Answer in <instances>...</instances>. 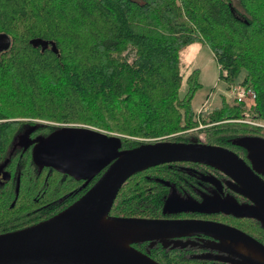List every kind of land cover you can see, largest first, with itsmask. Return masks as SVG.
I'll return each instance as SVG.
<instances>
[{
  "label": "trees",
  "instance_id": "16d2710c",
  "mask_svg": "<svg viewBox=\"0 0 264 264\" xmlns=\"http://www.w3.org/2000/svg\"><path fill=\"white\" fill-rule=\"evenodd\" d=\"M0 35L11 42L0 52V233L63 210L105 170L83 186L84 180L38 168L35 140L63 126L42 121L115 133L121 149L199 138L179 133L198 124L196 72L179 96V56L191 44L211 50L220 79L231 84L243 74L240 84L256 94L249 112L244 102L223 97L221 107L201 115L211 124L203 142L239 151L246 138L264 141V127L227 121L249 116L264 124V0H0ZM36 39L48 45L34 46ZM174 175L180 173L163 164L131 175L110 214L166 217L169 197L155 178ZM241 224L264 236L257 221ZM133 246L160 264H216L159 241Z\"/></svg>",
  "mask_w": 264,
  "mask_h": 264
},
{
  "label": "water",
  "instance_id": "95a60500",
  "mask_svg": "<svg viewBox=\"0 0 264 264\" xmlns=\"http://www.w3.org/2000/svg\"><path fill=\"white\" fill-rule=\"evenodd\" d=\"M31 43L42 49L48 45L39 39ZM10 46V39L0 35V52ZM243 144L260 148L249 155L251 166L230 149L197 140L160 139L121 149L117 135L85 126L63 125L35 140L31 153L33 163L40 169L50 167L76 180H84L83 186L105 170L81 197L63 210L35 224L0 233V264H160L133 244L159 241L166 246L167 240H173L174 246H185L186 242L178 239L196 234L211 237L214 249L220 252L199 258L231 264H264L262 243L220 222L110 214L121 186L131 175L165 163L195 162L229 176L234 181L233 189L253 203L229 205L220 211L235 217L254 218L264 228V180L256 172L264 171V141L246 138ZM202 209L194 201L176 197L165 202L169 213Z\"/></svg>",
  "mask_w": 264,
  "mask_h": 264
},
{
  "label": "flooded vegetation",
  "instance_id": "af4514ba",
  "mask_svg": "<svg viewBox=\"0 0 264 264\" xmlns=\"http://www.w3.org/2000/svg\"><path fill=\"white\" fill-rule=\"evenodd\" d=\"M196 140L197 142L205 143L200 137ZM247 146L244 144V148L234 152L251 166V157L249 155L257 152L260 148L255 145ZM163 165H167L169 169H173L174 172L180 173V175H174V177H170L167 180L163 178H155L165 186V195L169 198L176 197L182 200L194 201L203 208L196 212H168L167 216L163 218L202 219L220 222L245 232L264 245V236L253 232L250 228H244L245 225L241 224L242 221L247 222V220H254L260 224L258 220L247 217H235L232 214H226L220 211L221 208H229V205L245 206L253 204L251 199L233 189L232 185L234 181L229 176L208 165L195 162H171ZM256 172L264 180V171ZM191 197L195 198V200L190 199ZM226 202L229 204L223 206V203ZM178 240L181 241V243L186 242V245L174 246L173 240H167L166 246L162 245L164 248H183L193 257L197 258L207 253L211 255L220 254L218 250L214 249L215 245L211 237L196 234L188 237H181ZM154 243H151V245L153 246ZM215 262L216 264H231L230 262L223 261Z\"/></svg>",
  "mask_w": 264,
  "mask_h": 264
},
{
  "label": "rangeland",
  "instance_id": "374dc122",
  "mask_svg": "<svg viewBox=\"0 0 264 264\" xmlns=\"http://www.w3.org/2000/svg\"><path fill=\"white\" fill-rule=\"evenodd\" d=\"M180 69L183 74L182 83L179 89V96H184L188 90V82L187 77L191 73L196 72V81L199 83V87L195 90L192 95V106L193 111L195 113V119L198 120V124L192 128L181 131L189 132L199 136L202 139H205L207 134V128L211 124L203 123L200 119V116L206 114L210 110L221 107L222 98L225 97L226 100L231 99L229 96L228 86L224 80L219 78L220 69L219 66L213 56L211 50L205 46L200 44L189 45L186 48L182 49L180 52ZM241 74L238 79H236L233 83L239 84L242 79ZM206 103V110L198 111V109L202 106L203 103ZM254 105V101H249L245 103V107L247 112L248 108ZM227 121L241 122L249 125H254L253 123H261L252 119L249 116H244L242 119H230ZM45 123L55 124V125H64L57 122L52 121H42ZM67 125H75V126H85L93 129H97L103 131L101 129L92 127L90 125L85 124H67ZM257 126V125H256ZM106 132V131H103ZM108 134H114L111 132H106ZM170 136V135H169Z\"/></svg>",
  "mask_w": 264,
  "mask_h": 264
},
{
  "label": "built area",
  "instance_id": "2783aa9c",
  "mask_svg": "<svg viewBox=\"0 0 264 264\" xmlns=\"http://www.w3.org/2000/svg\"><path fill=\"white\" fill-rule=\"evenodd\" d=\"M223 75H226V71H222ZM229 96L231 99L236 100L238 102L247 103L249 101H254L256 94L255 91L251 87H247L242 84H234L231 83L228 86ZM206 110V103L204 102L202 106L198 109V111ZM254 125L264 127L263 123H253Z\"/></svg>",
  "mask_w": 264,
  "mask_h": 264
},
{
  "label": "crops",
  "instance_id": "0c3cea01",
  "mask_svg": "<svg viewBox=\"0 0 264 264\" xmlns=\"http://www.w3.org/2000/svg\"><path fill=\"white\" fill-rule=\"evenodd\" d=\"M195 44H199V43H195ZM191 45H193V44H191ZM200 45H202V44H200ZM186 48V47H185Z\"/></svg>",
  "mask_w": 264,
  "mask_h": 264
}]
</instances>
